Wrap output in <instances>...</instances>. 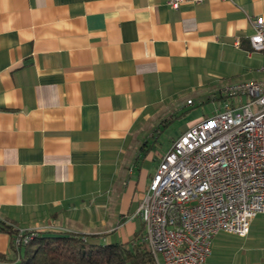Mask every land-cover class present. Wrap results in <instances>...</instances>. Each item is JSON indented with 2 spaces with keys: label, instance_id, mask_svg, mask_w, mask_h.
<instances>
[{
  "label": "crops",
  "instance_id": "crops-1",
  "mask_svg": "<svg viewBox=\"0 0 264 264\" xmlns=\"http://www.w3.org/2000/svg\"><path fill=\"white\" fill-rule=\"evenodd\" d=\"M256 17L264 0H0V220L100 243L144 231L162 123L264 76ZM206 264H264V213L216 234Z\"/></svg>",
  "mask_w": 264,
  "mask_h": 264
},
{
  "label": "built area",
  "instance_id": "built-area-1",
  "mask_svg": "<svg viewBox=\"0 0 264 264\" xmlns=\"http://www.w3.org/2000/svg\"><path fill=\"white\" fill-rule=\"evenodd\" d=\"M251 22L250 48L262 51L264 20ZM220 92L248 98L225 102L173 139L138 200L135 214L157 264H206L216 234L244 237L264 213V76L227 83ZM31 235L22 232L15 243Z\"/></svg>",
  "mask_w": 264,
  "mask_h": 264
},
{
  "label": "trees",
  "instance_id": "trees-1",
  "mask_svg": "<svg viewBox=\"0 0 264 264\" xmlns=\"http://www.w3.org/2000/svg\"><path fill=\"white\" fill-rule=\"evenodd\" d=\"M171 122L167 119L162 126L166 128ZM0 231L11 235L10 252H0V264H157L146 244L143 227L126 242L110 243L96 242L91 235L70 231L31 230H22L24 234L32 233L25 243H15L21 230L2 220Z\"/></svg>",
  "mask_w": 264,
  "mask_h": 264
},
{
  "label": "rangeland",
  "instance_id": "rangeland-1",
  "mask_svg": "<svg viewBox=\"0 0 264 264\" xmlns=\"http://www.w3.org/2000/svg\"><path fill=\"white\" fill-rule=\"evenodd\" d=\"M247 98L248 97L246 95L240 97L233 96L231 98H227L226 101L235 105L240 101H247ZM224 104L220 99H210L204 103L195 102L193 105H191L187 115L176 118L160 133L158 137L159 144H157V148L159 149L158 151L165 152L169 147L172 138L179 134L183 128L200 117L209 116L215 110L222 109ZM151 122H153L152 125L147 123V125L144 127L143 133L156 129L157 123L155 122V119L151 120Z\"/></svg>",
  "mask_w": 264,
  "mask_h": 264
}]
</instances>
